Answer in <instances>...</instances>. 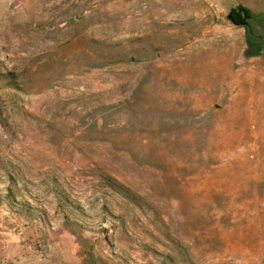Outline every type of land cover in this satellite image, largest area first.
<instances>
[{"label":"rangeland","instance_id":"1","mask_svg":"<svg viewBox=\"0 0 264 264\" xmlns=\"http://www.w3.org/2000/svg\"><path fill=\"white\" fill-rule=\"evenodd\" d=\"M0 264H264V0H0Z\"/></svg>","mask_w":264,"mask_h":264},{"label":"trees","instance_id":"2","mask_svg":"<svg viewBox=\"0 0 264 264\" xmlns=\"http://www.w3.org/2000/svg\"><path fill=\"white\" fill-rule=\"evenodd\" d=\"M230 16H231V14L229 15V17H230ZM246 16H247V18L250 17V16H251V13L247 12V13H246Z\"/></svg>","mask_w":264,"mask_h":264}]
</instances>
